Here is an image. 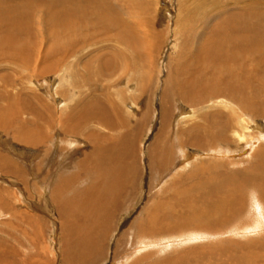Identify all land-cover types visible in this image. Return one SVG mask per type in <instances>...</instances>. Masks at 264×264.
Returning a JSON list of instances; mask_svg holds the SVG:
<instances>
[{"label": "rangeland", "instance_id": "rangeland-1", "mask_svg": "<svg viewBox=\"0 0 264 264\" xmlns=\"http://www.w3.org/2000/svg\"><path fill=\"white\" fill-rule=\"evenodd\" d=\"M107 1L105 13L112 16L115 13L120 18V24L117 22L116 26H121L117 29L88 31L87 35L78 39V45L72 50L69 48V36L60 35L58 39L61 40L55 49H48L35 23L36 44L31 48L34 53L26 54L31 64L13 58L9 60L10 57L5 54L0 57V121H11L7 129L0 122V264H66L62 255L66 246V231L61 232L57 202L71 197L72 189H76L75 192L85 189L88 187L86 184L94 179L80 177V165L76 164L89 154L91 142L101 143L105 135H109L108 141L111 142L112 137L126 131L134 132L127 171H134L130 198L123 200L115 209L97 208L101 213L107 210L114 213L108 214L111 216L106 231L100 237V243L94 249L96 251L90 254L92 258L85 260L86 264H136L137 261H140L138 264H160L163 261L174 264L177 258L184 259V256L190 259L183 264H195L192 262L193 255L199 256L194 260L197 264H209V257L214 256V253L210 254L206 252L208 248L202 247H206L210 240L215 245L217 243L216 247L223 248V253L217 249L219 255L216 254L212 259L216 264H264V204L259 202L258 206H253L257 191H249L247 188L250 185L245 191L249 202L236 216L235 223L232 221V225L227 224L228 227L217 233L214 232L220 226L212 222L199 224L198 220L206 219L202 213L191 212L194 206L187 207L174 202L176 196L171 194L170 200H165L174 185L181 182L183 187L184 175H189L196 170L195 165L202 163L204 166H208L211 161L216 166L218 163L219 173L234 170L241 181L240 175L250 166V175H259L257 168L259 164L264 165V155L253 159L252 155L258 147L264 149V111L262 116H252L244 110L245 101H235L227 95L211 99L215 107L206 109L216 108L220 113H227L230 124H234L227 131L228 142L219 148L216 145V148L210 147L203 151L194 147H184L180 151V148L175 147L176 158L170 168L161 167L159 162L152 165L148 159V149L156 141H167L169 137L175 140L177 131L203 123L197 114L205 104L190 106L182 102L178 94L172 95L170 92L168 106L171 113L169 119L163 122V91L169 87L168 83L177 85L179 64L189 59L187 56L193 53L194 48L208 38L209 30L222 16L229 15L239 7L250 10V4L255 0ZM95 26L100 27L99 23ZM2 36L3 33H0ZM62 49L65 51L61 52ZM102 59L110 61L109 70L100 71ZM43 63L52 65V69L44 72L43 67L46 66ZM87 64L89 72L86 74L84 69ZM91 94L99 100H105L109 106L121 108L126 116V126L112 130L89 120L81 126L80 135L72 136L63 132L58 116H63L77 102L91 99ZM258 98L253 95L254 102H259ZM24 105L31 108L48 105L49 109H53L50 113L51 116L53 113L55 122L50 127L40 122L44 125V133L37 142L30 137L36 131L32 123L35 116L29 109L23 110ZM16 109H20L19 113L13 112ZM17 119L22 123L20 128V124L17 127L15 125ZM163 123L168 124L167 131L163 129ZM9 163L11 167H6ZM247 163L249 165L246 166ZM64 172L71 176H64ZM180 175L182 177H178ZM59 177L71 181L61 183L57 181ZM58 186H62L64 191H56ZM97 188L101 189L98 185L94 187ZM244 190H239L242 195ZM163 201L169 203L166 205L169 211L166 226L169 223L173 227L185 218L190 219V222L185 220L186 223L179 226L180 231L163 235L161 240L155 241L154 236L157 234L150 233L137 238L134 233L149 222L148 217L156 207L165 205ZM147 206L148 212L144 215L142 212ZM98 218L90 226L93 234L90 232L89 236L92 238L101 233L99 227H102V221L100 216ZM135 222L137 225L132 227ZM212 225V236L218 237L208 238L210 235L205 229ZM215 245L210 249H214ZM196 248L200 249L199 252ZM1 252L4 260L1 259ZM73 264L79 263L74 261Z\"/></svg>", "mask_w": 264, "mask_h": 264}, {"label": "bare ground", "instance_id": "bare-ground-1", "mask_svg": "<svg viewBox=\"0 0 264 264\" xmlns=\"http://www.w3.org/2000/svg\"><path fill=\"white\" fill-rule=\"evenodd\" d=\"M108 2L107 0H0V33H3V36L0 37V57L5 54L10 57L9 60L13 58L22 63L31 64L32 62L29 58H26V54H30V52L34 53L31 48L35 47L36 44L35 23L39 29V35H41L42 39L46 40V48L48 47V49L53 47L55 49V45L61 40L58 39L60 35L64 36L67 34V36H69V48L72 50L78 45V39L87 35L88 31L101 30L105 32L111 28L117 29L121 26H116L120 18L115 13H113V16L105 13V6ZM250 5L252 6V9L249 8L250 10H248V8L239 7L229 15L222 16L218 23L213 25L209 30L210 35L208 38L194 48L193 53L187 56L189 59L179 64L178 75L180 76L177 80V85L176 83H168L169 87H166L163 91L162 98L165 100V103H163L162 100L163 122L169 119L171 113L168 106L170 92L172 95L178 94L182 102L190 106L195 107L205 104L203 107L200 106L201 108L199 109L202 112L198 111L197 114L201 117L200 119H202L203 123H199V125H190L181 132L175 129V131H177L175 133L177 134L175 140L169 137L167 141L158 140L155 144L151 145L148 149V159L149 162H152V165L159 162L161 163V167L171 166L176 158L174 157V152H176L175 147L178 149L180 148V151L184 147H188V149L194 147L195 149L203 151L210 147L216 148V145H218L217 148H219L221 144L228 142L229 136L227 135V131L230 130L234 124H230L228 120L229 115L227 113H220V110L216 108H214V110H207L208 108L215 107V104L211 103V99L227 95L235 101H245L246 105L244 110L250 113L249 115L258 117L263 115L264 0H255V2ZM111 13L112 12H110V14ZM98 23L100 27L96 28L95 25L98 26ZM120 33L122 34L123 31ZM62 51L65 50L62 49L61 52ZM38 55L41 57L40 54ZM3 59H6V57ZM126 60H128V58ZM127 62L128 61H126V63ZM101 63V72L111 68V66L108 65L111 64L108 59H102ZM88 65L89 64H87L84 69L86 74L89 72ZM50 66L43 67V71L49 72V70L52 69V65ZM171 79L176 80V78ZM251 91L254 92L253 95L255 98L259 97V102L253 101ZM93 96L94 95L91 94V99L88 98L82 100L80 103L77 102L68 112L66 111L67 113H63V116H58V122L62 124L63 132L72 136L77 134L80 135L81 126L89 120L104 124L112 130L124 125L126 126V116L121 111V108H118V106L114 107L113 105L109 106L105 100H99ZM47 106L37 105L31 108L24 105L22 107L23 110L29 109L35 116V121L32 123L36 129V133L34 132L33 137L30 136L33 141L36 139L35 142H37V139L39 141L41 139L40 137L43 136L44 132L42 128L44 125L50 127L55 122V117L52 118V116H54L53 113L52 116L50 113L53 109L51 110ZM19 111L20 109H16L13 112L19 113ZM61 120L64 122H61ZM41 121L44 122L43 126L40 124ZM0 122L3 123V127L7 129L11 121L9 122L8 119H4ZM15 123L16 127L18 124H20L19 128L21 127L22 123L18 122V119ZM167 127L168 124L163 123L164 131H167ZM133 133L134 132L130 131H126L122 134L119 133V135L117 134V136L110 139L111 142L108 141L109 135L103 136V141L101 143L91 142L89 154L86 155L85 159H82L80 163H76L80 165L79 170L82 173L80 177L83 176V179L87 180L94 179L89 181V183L87 182L88 184L86 185H88V187H85V189H80L77 192H75L76 189H72L71 197L57 202L58 211L56 212L60 219L61 232L66 231V236L64 238L66 246L62 254L66 264H73L74 261L79 264H86L87 262H85V260L88 259L89 261L92 258L90 254L96 251L94 249L100 243V237L106 231V225L111 216L108 214L114 213V211L109 210L101 213V211H97V208L106 210L108 207H111L115 209L116 206L121 205L123 203L122 201L129 197L134 181V171L132 170L131 173L127 172L130 166L128 156H130L132 152L131 145L133 144ZM160 137L161 136H159V138ZM167 145L170 147L167 148ZM254 152L252 159L255 156L260 157L259 155H264V149L261 146ZM89 159L91 160L89 161ZM47 161L48 159H46V162ZM42 163L45 164L44 161H42ZM11 165L12 164L9 163L6 167H11ZM204 165L203 163L195 165V171L190 172L189 175H184V186L182 187L180 184L181 182L177 185L175 184L173 191H170V193L168 192L167 197H165V200L168 201L169 194H171L172 196H176L174 202H178L182 206H194L191 212L202 213L206 219L198 220L200 225H206L212 222L214 225L220 226V229L218 228L219 230H216L214 233H217V231L221 232L224 227H228L227 224L232 225V221L237 218L236 216L241 213L246 203L249 202V197L245 196L246 188L249 185V188H247L249 191L254 193L257 191L253 206H258L259 204L257 203L259 202H261V205L264 204V165L261 166L259 164L257 168L259 175H250L249 171L252 170V167L246 168L245 172L240 175L242 181L236 177L233 172L234 170L230 172L224 170L219 173L217 171L219 167L218 163L216 166L215 162L211 161L208 166ZM247 165L249 164L247 163L246 166ZM253 168L255 169L256 166H253ZM64 173V176H71L70 174H66V172ZM178 177L182 176L180 175ZM57 181L65 183V181L69 182L71 179L67 180L59 177ZM97 185L101 189H94ZM240 189H245L243 195L240 193ZM62 190V186H58L56 191L61 192ZM114 192H117V194L115 195ZM163 202L165 205L160 203L162 206L156 207L154 213L148 217L149 222L139 228L137 233H134L137 238L145 233L157 234L154 236L156 241L161 240L163 235L172 232L177 233L181 230L179 226L182 225L181 223L185 224L188 218L187 220L185 218L186 221L181 219V222L173 227H171L169 223H167L166 226L165 220L169 218V216H167L169 211L166 205H169V203ZM147 210L148 206L144 208L142 214L144 213V215H146L148 212ZM170 211L172 213L171 209ZM98 216H100V222L102 221V227H99L101 233L98 234V236L96 235L95 238H92V236H89L90 232H92L90 226L94 224ZM97 225H99V223ZM136 225L137 222L131 226L135 227ZM178 227L180 229H178ZM212 227L213 225L205 229L207 230V235H210H206L208 238L218 237L212 236ZM135 236L134 239L137 240ZM95 239L96 241H94ZM91 241L94 243L90 245ZM211 242L215 245L214 241L210 240V243ZM210 243L208 242L206 247H202L209 249L206 252L210 254L214 253V256L216 254L218 256L219 252L223 253V248H220L221 246L216 247L217 243L214 249H210L211 246H213V244L211 243V245ZM196 249L199 252L200 249ZM240 250L242 249H239V251ZM214 256L209 257L211 260L209 264H216L212 262ZM1 257V259H5L2 252ZM198 258V255H193L194 260ZM188 259L190 258L188 257ZM188 259L185 256L184 259L177 258L174 264H183L184 261L188 262ZM194 260H192V262L197 264ZM139 262L140 261H137L136 264ZM160 264H168V261H163Z\"/></svg>", "mask_w": 264, "mask_h": 264}]
</instances>
